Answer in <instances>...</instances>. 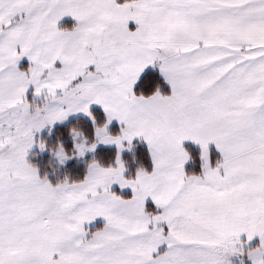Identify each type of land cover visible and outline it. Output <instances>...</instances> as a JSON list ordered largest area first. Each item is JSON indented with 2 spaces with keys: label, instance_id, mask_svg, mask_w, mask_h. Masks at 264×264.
<instances>
[{
  "label": "snow or ice",
  "instance_id": "snow-or-ice-1",
  "mask_svg": "<svg viewBox=\"0 0 264 264\" xmlns=\"http://www.w3.org/2000/svg\"><path fill=\"white\" fill-rule=\"evenodd\" d=\"M0 264H264V0H0Z\"/></svg>",
  "mask_w": 264,
  "mask_h": 264
},
{
  "label": "trees",
  "instance_id": "trees-1",
  "mask_svg": "<svg viewBox=\"0 0 264 264\" xmlns=\"http://www.w3.org/2000/svg\"><path fill=\"white\" fill-rule=\"evenodd\" d=\"M75 119H72L66 124L56 126L51 133H46L42 135L41 137L46 139L49 144L55 143L58 139L63 140V142L66 145H70V138L67 135V127L71 122H74ZM142 151H146V145L141 146ZM32 162L36 163L41 167V171H48L50 173V179H55L54 176L51 175V169L47 167L48 160L50 159V153L45 151V153H42L40 150L36 149L29 157ZM71 165L68 167L61 168L60 171L57 173L61 178L63 175L67 172L71 174ZM77 167L82 168L83 163L77 162Z\"/></svg>",
  "mask_w": 264,
  "mask_h": 264
},
{
  "label": "rangeland",
  "instance_id": "rangeland-1",
  "mask_svg": "<svg viewBox=\"0 0 264 264\" xmlns=\"http://www.w3.org/2000/svg\"><path fill=\"white\" fill-rule=\"evenodd\" d=\"M72 119H76V117H70V118H69V121H71ZM69 121H66V122H64V123H57V124L55 125V127H56V126H59V125L66 124V123H68ZM55 127H54V128H55ZM54 128H53V129H54ZM46 133H48V129H47V128L44 129V130H42L40 133H38V136L41 137L42 135H44V134H46ZM36 149H38V147H35V148L32 150L31 154H32ZM38 150H39V149H38ZM42 153H45V151L42 152ZM31 154H30V155H31ZM102 224H103V219H102V218H97V220L93 222V226H94V227L102 226Z\"/></svg>",
  "mask_w": 264,
  "mask_h": 264
},
{
  "label": "crops",
  "instance_id": "crops-1",
  "mask_svg": "<svg viewBox=\"0 0 264 264\" xmlns=\"http://www.w3.org/2000/svg\"><path fill=\"white\" fill-rule=\"evenodd\" d=\"M186 143H190V142H186Z\"/></svg>",
  "mask_w": 264,
  "mask_h": 264
}]
</instances>
